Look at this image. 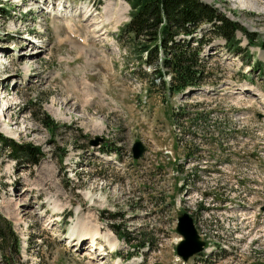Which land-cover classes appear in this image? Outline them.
Wrapping results in <instances>:
<instances>
[{
	"label": "rangeland",
	"instance_id": "1",
	"mask_svg": "<svg viewBox=\"0 0 264 264\" xmlns=\"http://www.w3.org/2000/svg\"><path fill=\"white\" fill-rule=\"evenodd\" d=\"M201 1L252 40L237 30L242 50L235 52L213 36L202 51L210 79L168 97L149 83L146 64L124 55L127 40L117 29L128 16L126 0H0V130L43 150L30 163L0 144V233L8 222L20 238L17 249L0 237V264H264V226L238 207L255 197L245 187L255 172L236 160L242 150L264 153V119L261 131L249 90L231 92L246 82L263 95L264 0ZM182 103L207 111V121L175 113ZM136 140L146 145L139 159L131 155ZM215 144L226 145L222 154ZM187 145L201 150L198 164L186 161ZM188 171L197 175L189 190ZM182 212L208 242L185 261L176 253ZM112 222L145 241L139 253L131 248L127 256Z\"/></svg>",
	"mask_w": 264,
	"mask_h": 264
},
{
	"label": "trees",
	"instance_id": "2",
	"mask_svg": "<svg viewBox=\"0 0 264 264\" xmlns=\"http://www.w3.org/2000/svg\"><path fill=\"white\" fill-rule=\"evenodd\" d=\"M130 5V18L120 26L118 34L127 40L122 43L125 57H136L137 63L148 66L147 79L150 84L165 87L168 93L181 91L187 85H195L206 76L205 64L198 56L200 46L213 36L224 38L226 46L233 51H240L239 38L236 31H243L234 20L217 12L208 2L201 0H126ZM208 24L207 33L197 31L201 25ZM248 37L247 43L252 38ZM209 34V35H207ZM133 57V56H132ZM168 76V79L165 78ZM165 92V91H164ZM185 106V105H184ZM187 113V112H186ZM44 124L50 127L51 119L45 115ZM0 144L7 145L8 155L17 160L23 158L26 162L36 163L42 157L43 150L37 144L29 141H15L0 130ZM24 161V160H22ZM113 217H123L114 213ZM1 220V219H0ZM4 220V219H3ZM5 221V220H4ZM1 222V221H0ZM7 233L0 237L12 238L16 246V236L6 222ZM112 228L117 235L129 242L138 252L145 241L136 240L127 226L112 222ZM1 229V224H0ZM129 251L128 254H131Z\"/></svg>",
	"mask_w": 264,
	"mask_h": 264
},
{
	"label": "water",
	"instance_id": "3",
	"mask_svg": "<svg viewBox=\"0 0 264 264\" xmlns=\"http://www.w3.org/2000/svg\"><path fill=\"white\" fill-rule=\"evenodd\" d=\"M101 140L96 136L95 139H91L90 144H97ZM145 150V145L142 141L136 140L132 146V153L135 158L140 157ZM264 208V205L262 206ZM178 232L183 236V239L176 245L177 253L182 256L183 259H187L191 254L199 251L204 243L203 240L198 238V234L194 225L191 222V218L186 212H182L178 216V223L176 226ZM154 264H161L156 262Z\"/></svg>",
	"mask_w": 264,
	"mask_h": 264
},
{
	"label": "bare ground",
	"instance_id": "4",
	"mask_svg": "<svg viewBox=\"0 0 264 264\" xmlns=\"http://www.w3.org/2000/svg\"><path fill=\"white\" fill-rule=\"evenodd\" d=\"M39 46H42V45H38L37 47H39ZM84 229V228H83ZM71 235V237H72V240L74 241V244L73 245H79V246H81L82 245V239L81 238H79V237H77V236H75V234L73 233V234H70ZM73 237H75V239H73ZM89 238V240H90V245L92 246V247H94V244L96 243L95 242V238L93 237V235H90V237H88ZM78 246V247H79ZM96 248V247H95Z\"/></svg>",
	"mask_w": 264,
	"mask_h": 264
},
{
	"label": "built area",
	"instance_id": "5",
	"mask_svg": "<svg viewBox=\"0 0 264 264\" xmlns=\"http://www.w3.org/2000/svg\"><path fill=\"white\" fill-rule=\"evenodd\" d=\"M199 122H201V120H199Z\"/></svg>",
	"mask_w": 264,
	"mask_h": 264
}]
</instances>
